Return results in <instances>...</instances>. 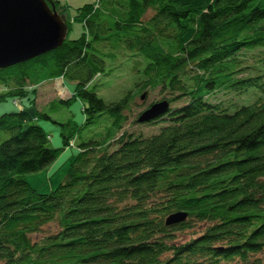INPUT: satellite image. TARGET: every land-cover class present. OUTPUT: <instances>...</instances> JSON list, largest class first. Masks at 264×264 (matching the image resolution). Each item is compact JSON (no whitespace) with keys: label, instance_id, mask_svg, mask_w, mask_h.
Wrapping results in <instances>:
<instances>
[{"label":"trees","instance_id":"trees-1","mask_svg":"<svg viewBox=\"0 0 264 264\" xmlns=\"http://www.w3.org/2000/svg\"><path fill=\"white\" fill-rule=\"evenodd\" d=\"M76 11L78 38L67 21L62 45L0 69V102L36 108L39 87L61 78L76 83L61 104L87 103L84 126L104 114L112 125L41 193L25 175L51 166L73 134L50 148L33 122L50 119L44 112L0 115V264L264 263V0H96ZM118 56L132 59L137 81L106 101L90 85ZM156 88L181 105L155 134L124 132L135 91ZM180 212L183 222L166 223ZM55 222V233L33 239Z\"/></svg>","mask_w":264,"mask_h":264},{"label":"rangeland","instance_id":"rangeland-1","mask_svg":"<svg viewBox=\"0 0 264 264\" xmlns=\"http://www.w3.org/2000/svg\"><path fill=\"white\" fill-rule=\"evenodd\" d=\"M86 1V2H84ZM96 0H70V3H66L65 0H60L61 7L68 8L64 10L63 15L60 14L65 22H71V30L69 32V38L75 39L81 35L84 31L83 23L80 21H74V17L77 13V7L84 4L95 2ZM192 4L196 8H205L209 5L211 0H180ZM59 12V11H58ZM192 18L193 15H192ZM194 30H190L188 37H191ZM133 61L125 57L118 56L117 60L107 61L108 75H102L94 80V83L90 85V89H95L98 95L104 98L106 101H113L122 98L129 90L134 91V86L137 81V75L132 69ZM76 83L65 79L48 80L41 85L36 92V108H29V100H13L6 98V100L0 102V115L7 112H15L20 109H28L36 116L35 110L38 112H44L50 119L40 117L35 119V124L41 125L45 128L50 138L49 147L63 149V136L62 132L72 135V139H69L66 148H64L58 157V159L52 163L51 166L43 169L40 172H31L25 175L26 181L31 187L36 188L41 193H50L56 188L64 179L69 170V166L72 163L75 156L80 151V144L83 141L88 140H102L106 135L108 129L111 127V120L107 114H104L101 118H97L91 125L84 126L86 114H84V106L87 104L82 98L73 99L70 105H63L60 103L61 99H70L73 97ZM5 92L4 86L0 82V92ZM135 98L132 104V109L127 111L128 121L125 124L123 131H127L132 134L151 135L158 131V128L163 124L161 121L163 115L157 116L150 121L154 123H147V121L140 122V118L146 113V110L150 109L156 103H162L164 94L161 89L156 88L152 91H147L145 94H138L135 91ZM217 100L220 98L227 99L220 93L215 95ZM34 97V95L32 96ZM254 98L246 97L244 101L251 102ZM180 103L171 104L169 108L177 107ZM168 108V111H169ZM65 124L66 126H63ZM84 126V127H82ZM73 131V133H71ZM111 149H114L116 145L111 142ZM58 230V224L45 226L41 233L34 235V240H41L45 236L51 235ZM195 231L183 234V238H192ZM182 238V239H183ZM264 259V258H263ZM264 264V263H262Z\"/></svg>","mask_w":264,"mask_h":264},{"label":"water","instance_id":"water-1","mask_svg":"<svg viewBox=\"0 0 264 264\" xmlns=\"http://www.w3.org/2000/svg\"><path fill=\"white\" fill-rule=\"evenodd\" d=\"M68 34L65 19L50 0H0V69L26 62L62 45ZM168 101L156 103L139 119L150 121L168 112ZM173 213L168 225L183 222Z\"/></svg>","mask_w":264,"mask_h":264},{"label":"crops","instance_id":"crops-1","mask_svg":"<svg viewBox=\"0 0 264 264\" xmlns=\"http://www.w3.org/2000/svg\"><path fill=\"white\" fill-rule=\"evenodd\" d=\"M66 1V3H67V5H68V3H70V0H65ZM84 2H86V1H84ZM69 6V5H68Z\"/></svg>","mask_w":264,"mask_h":264}]
</instances>
